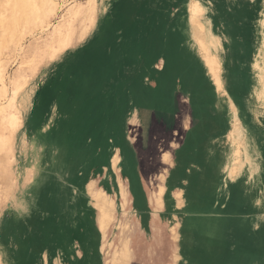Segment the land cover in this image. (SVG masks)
Here are the masks:
<instances>
[{
    "label": "rangeland",
    "instance_id": "obj_1",
    "mask_svg": "<svg viewBox=\"0 0 264 264\" xmlns=\"http://www.w3.org/2000/svg\"><path fill=\"white\" fill-rule=\"evenodd\" d=\"M6 1L0 0V72L7 84L4 87L0 80V104L9 105L14 96L10 77H19V86L36 88L32 85L35 83L42 87L36 91L44 89L32 103L12 102L9 112L14 117L7 112V118L0 120V176H6L7 171L16 178L12 197L5 200L0 191V264H106L109 253L121 243L119 225L126 223L130 229L124 234L131 236L134 250L132 264H170L175 227L181 264H264V176L260 181L244 162L239 176L229 182L225 170H231L230 157L237 149L230 135L234 126L230 99L251 135L256 130L260 147L264 140V0H203L209 9L211 29L221 38L218 58L223 60L222 79L229 97L217 91L186 34L191 0H165L157 10L150 11L151 20L143 14L126 28L122 27L125 16L117 17V11L111 9L103 17L97 7L95 32L107 31L113 40L105 46V59L86 69L81 55L96 48L90 36L49 63L47 49L28 58L27 46L42 43L46 34L42 35L43 29L35 25L28 30L23 23L20 28L4 25L3 17L6 22L11 14V10H5ZM64 1H58L59 10L50 18L51 23H56L75 2H87ZM84 24L90 23L79 19L73 26L80 31ZM151 25L156 48L150 56L144 33ZM115 36L121 37L118 42ZM18 37L25 45L21 54L15 49ZM39 55L44 57L42 61ZM158 77L165 89L153 92L151 98L147 90L154 87ZM23 80L29 83L25 86ZM138 92L140 99L135 95ZM52 101L57 102V111L48 117ZM15 128L27 131L24 140L32 150L25 158L22 153L8 154L7 144ZM246 135L249 137L247 131ZM116 153L120 157L118 171L111 167ZM166 154L171 157L169 163L163 161ZM8 157L11 164L7 165ZM186 161L188 165H184ZM27 175L31 181L24 182ZM164 175L165 208L157 217L150 196ZM119 179L129 195L125 208ZM2 181L0 177V185ZM91 181L109 193L116 205V220L105 240L96 226L97 215L87 193ZM177 192L183 194V208L177 207ZM191 202L202 208L200 212L193 214L188 209ZM226 217L232 223H223ZM196 249L198 257L191 252Z\"/></svg>",
    "mask_w": 264,
    "mask_h": 264
},
{
    "label": "bare ground",
    "instance_id": "obj_2",
    "mask_svg": "<svg viewBox=\"0 0 264 264\" xmlns=\"http://www.w3.org/2000/svg\"><path fill=\"white\" fill-rule=\"evenodd\" d=\"M58 1H63L64 0H7L6 1V7L5 10H11V14L10 16L7 18L6 22L5 18L3 17L2 22L4 23V25H14L15 27L20 28L21 27V23H23V28L25 29H29L28 27H30V25H35L38 26L40 29H43V34H46V38L43 39V42L41 43H37L36 42H32L30 43L27 47L30 55L28 58L36 56L39 52L44 51L45 49H47V51H49V59H48V63L49 61H53L55 59H57L58 57H60L61 55L67 53L69 50H71L73 47H76L78 45H80L88 36H90L91 40H93V48H97L98 46H100L104 36H105V32L102 33H98L96 34L95 32V28H96V20H95V15L97 12V7H100V12L101 15L103 17L107 16L108 13L110 12V10L113 8V6L119 2H121V0H87L86 4H83L82 1L81 3L75 2L74 4H72L66 11L65 14H63L62 16H58V18H60L56 23H51L50 22V18L51 17H56L57 12L59 10V2ZM80 2V1H79ZM154 4V3H153ZM116 6V5H115ZM120 6V5H119ZM189 15H190V19H189V29L187 30V34L190 38V40L193 42L192 45L193 47L196 48L198 55L203 59L205 68L207 70V73L211 76L217 91H219L220 93H222L225 96H228L226 90H225V85L223 83V79H222V62L220 61L219 57V53H220V49L222 48V43H221V39L219 36L215 35L211 29V23L210 20L208 19V12L209 9L207 7V5L205 4V2L203 0H193L190 4H189ZM2 10V9H1ZM4 10V9H3ZM2 10V11H3ZM121 11V9H117L116 14H118ZM6 13V12H4ZM8 14V13H7ZM34 18V19H32ZM82 19V21L85 23L86 21H88L90 24L86 25L84 24L82 26V28L80 29V31H77L76 28L73 26L74 22L76 20ZM102 19V18H101ZM109 24V23H108ZM1 25V24H0ZM20 25V26H19ZM5 27V26H4ZM3 27V28H4ZM15 27H14V32H15ZM34 27V26H32ZM7 28H9L7 26ZM6 28V29H7ZM13 28V27H12ZM18 28H16L18 30ZM37 28V29H39ZM34 29V28H33ZM41 29V30H42ZM1 30V28H0ZM36 32V29H34ZM5 31V28H4ZM8 32V29L6 30ZM5 31V32H6ZM12 31V30H11ZM19 31V30H18ZM22 31V30H21ZM25 32V31H24ZM28 32V31H27ZM26 32V33H27ZM34 32V31H33ZM2 33V32H1ZM9 33V32H8ZM13 35V32H11ZM20 33V32H19ZM18 33V34H19ZM16 34V33H15ZM21 34V33H20ZM33 34V33H31ZM37 34V33H36ZM23 35V34H22ZM8 36V35H5ZM30 36V35H28ZM32 36V35H31ZM35 36V35H34ZM40 36V35H39ZM14 37V36H13ZM20 37V36H19ZM18 37V38H19ZM24 37V36H23ZM16 38V37H15ZM25 38V37H24ZM31 38V37H30ZM21 40L22 38L17 41L16 47L15 49L20 53H22L23 50H25L24 46L21 44ZM29 40V39H28ZM28 42V41H27ZM25 44V43H24ZM28 44V43H27ZM35 52V53H34ZM20 53V54H21ZM18 54V53H17ZM33 54V55H32ZM32 55V56H31ZM67 57H72L71 54H66ZM20 56V55H19ZM16 57V56H15ZM39 58H41V56H38ZM44 58V57H43ZM43 58H41L40 60L42 61ZM3 60V59H2ZM40 61V62H41ZM84 61V60H83ZM16 62V61H15ZM5 63V62H4ZM21 67V66H19ZM6 69V68H5ZM4 69V70H5ZM135 69V68H134ZM0 80L3 83L4 87H7V84H5V78L6 76L4 74H2V72H0ZM19 76V75H18ZM21 77V76H20ZM26 78V77H25ZM20 81V78L17 76H14L13 78H9V83L11 84V86L14 88L13 92H14V96L12 98V100L10 101L9 105H5V104H0V120H3L5 117L7 118V112H9V106L12 105V102H14L15 104H22V103H32L34 100L35 95H37L39 92H41L43 89H40L38 91H36V88H42L39 87V85H36L35 83L32 85H35L36 88L34 86H32L31 88H25L22 86H19L18 82ZM24 83V80H23ZM29 83V80H25V86ZM18 85V86H17ZM24 86V85H23ZM33 88H35V90H33ZM8 91V89H7ZM1 93V91H0ZM1 95V94H0ZM222 95V96H223ZM229 97V96H228ZM230 99V98H229ZM230 104V109L233 112V123L234 126H232L233 131L230 132L231 137L233 136L234 138V145L236 144L237 149L233 152V157L231 160V170L229 171L228 168L225 170L227 173V180L230 181H234L237 176H239L241 170L243 169L244 166V162L246 165H248V169L250 170V172L252 174H256V176H258L260 178V181H262V178L264 176V154H263V150L259 145V140L256 139L255 137H251L247 138L246 135V131L248 132V124H246L243 121V118H241L238 114V110L235 106V104L232 102V100L230 99L229 101ZM32 108V107H31ZM57 102L52 101L51 104L49 105L48 108V117H53L56 114L57 111ZM131 108V106L129 107ZM131 110V109H130ZM129 110V111H130ZM31 110L29 111V115H30ZM10 114V112H9ZM11 115V114H10ZM131 115V114H130ZM11 117H14L11 115ZM128 117V116H127ZM132 117V116H131ZM138 117V116H137ZM126 118V117H125ZM232 124V123H231ZM254 125V124H253ZM1 129V128H0ZM7 129V128H6ZM16 129V128H15ZM4 130V129H3ZM14 135L12 136L11 140L9 139V144H7V150L9 151V155L10 154H21L23 158H25L26 156H28L29 152L28 150H32V147L29 146V142H25V136L27 135V131L25 130H20V129H16V131H14ZM124 132V131H123ZM5 134V133H4ZM125 135V134H124ZM235 136V137H234ZM252 136V135H251ZM131 137V136H130ZM251 141H253V144L251 145ZM128 144V143H127ZM5 145V144H4ZM240 145V148L238 147ZM6 146V145H5ZM128 146V145H127ZM2 148V147H0ZM131 148V146H130ZM129 149V148H128ZM7 151V152H8ZM132 152V150H131ZM133 154V153H132ZM16 156V155H15ZM172 156V155H171ZM133 158V155H132ZM10 157H8V159L6 160V164L8 165L11 164L9 161ZM171 157L168 156L167 154L164 155L163 157V161L165 163H169ZM134 160V159H133ZM229 160V159H228ZM227 160V161H228ZM189 161L184 162L187 164ZM120 163V157L119 155L116 153L115 155H113L112 160H111V167L114 171H118V165ZM134 163V161H133ZM229 163V162H228ZM233 163V164H232ZM189 164V163H188ZM187 164V165H188ZM182 165V163L180 164ZM12 166V165H11ZM192 171V170H191ZM5 172V170H4ZM182 174L184 173L183 171H181ZM180 172V173H181ZM187 171H185L186 173ZM14 173V172H13ZM179 173V174H180ZM1 174V173H0ZM116 174V173H115ZM114 175V174H113ZM132 175V174H131ZM186 175V174H185ZM207 175V174H205ZM181 178L182 175L180 174ZM179 176V178H180ZM208 176V175H207ZM3 181L2 184L0 185V191L2 193V196L4 197L5 200H7V198L9 199V197L12 194L13 191V187L16 183V178L15 176H13L12 174H10L9 172L7 173L6 171V176H0ZM136 177V174H135ZM165 175L164 176H160V178L158 179V186H157V190L155 192H153L150 196V201H151V205H153L154 211H155V215L157 216L159 214L160 211H163L165 208V201H164V195H165V191L166 188L164 186V181H165ZM192 177V176H191ZM210 177V176H209ZM31 178V177H30ZM186 178V177H185ZM184 178V179H185ZM203 178H205L203 176ZM208 178V177H207ZM250 178V177H249ZM190 179V178H189ZM202 180V179H201ZM29 182L31 181L27 175V178H25L24 182ZM137 182H139L138 180H136ZM213 181V180H212ZM237 181V180H236ZM166 182V181H165ZM217 182H218V178H217ZM168 183V182H167ZM219 183V182H218ZM96 182L95 181H91L88 185H87V193L90 197V205L95 209L97 218H96V222H97V228L100 230V232L102 233V236L105 239H107V234L109 233V230L111 228V226L114 224L115 222V212H116V205L114 200L105 192V190L99 189L96 186ZM140 184V182H139ZM196 184V183H195ZM208 184V183H207ZM206 184V185H207ZM220 184V183H219ZM117 185V184H116ZM119 185H120V191H121V197L123 199V208H125V206H128L129 202H128V192H127V188L124 185L123 181L121 179H119ZM221 185V184H220ZM219 185V186H220ZM227 185L229 186V183H227ZM114 186V185H113ZM167 186V185H166ZM193 186V184H192ZM205 186V185H204ZM203 186V188H204ZM213 186V185H212ZM225 186V185H224ZM140 187V185H139ZM196 187V185H195ZM184 188V187H183ZM223 189V188H222ZM225 189V188H224ZM177 190V189H176ZM200 190V189H199ZM204 190V189H203ZM224 191V190H223ZM230 191V190H229ZM197 193L198 190H197ZM203 193V192H202ZM209 193V192H208ZM204 194V193H203ZM206 194V192H205ZM216 194V193H215ZM213 194V195H215ZM207 195V194H206ZM208 195H212V194H208ZM12 197V196H11ZM141 197V196H140ZM144 197V196H143ZM166 197V196H165ZM196 197V196H195ZM199 197V196H198ZM119 198V197H118ZM197 198V197H196ZM206 198V197H205ZM210 198H213L212 196ZM230 198V197H229ZM170 199V198H168ZM175 199L177 202V207L178 208H183L185 207L186 203L184 201L183 198V194L182 192H177L175 193ZM195 199V198H193ZM221 199V198H220ZM207 200V199H206ZM222 200V199H221ZM192 201V200H191ZM198 201V200H197ZM204 201V200H203ZM202 201V202H203ZM143 202L142 201V206H143ZM174 202V201H173ZM119 203V202H118ZM136 203V202H135ZM199 203V202H198ZM219 203V202H218ZM89 204V203H88ZM139 204V203H138ZM203 204V203H202ZM208 204V203H207ZM136 205V204H134ZM220 205V204H219ZM252 205V204H251ZM89 206V205H88ZM168 206V205H167ZM172 206V205H171ZM207 208V205H205ZM209 206V205H208ZM211 206V205H210ZM209 206V207H210ZM221 206V205H220ZM146 208V206H145ZM169 208V207H168ZM204 208V207H203ZM205 208V209H206ZM212 208V206H211ZM217 208V207H216ZM188 209L191 210V212H193V214L196 212H200V209H202L200 206L197 205V203L195 202H191L190 205H188ZM210 209V208H209ZM209 209L207 211H209ZM218 209V208H217ZM127 210V209H126ZM148 210V209H147ZM170 210V209H169ZM199 210V211H198ZM120 211V210H119ZM137 211V210H136ZM205 211V210H204ZM203 211V212H204ZM217 211V210H216ZM215 211V213H216ZM221 211V210H220ZM223 211V210H222ZM221 211V213H222ZM201 212V213H203ZM212 212V211H211ZM226 212H228V210L226 209ZM235 212H237L235 210ZM231 211L232 213H235ZM208 213V212H207ZM199 214V213H198ZM214 214V213H213ZM217 214V213H216ZM224 214V213H222ZM240 214V213H239ZM237 213H235V215H239ZM202 215V214H201ZM205 214L202 215V217ZM234 215V214H233ZM160 216V215H159ZM197 216V215H196ZM193 216V217H196ZM224 216V215H222ZM232 216V215H230ZM92 217V216H91ZM137 219H139L138 216H136ZM158 217V216H157ZM210 218V217H209ZM207 218V220L209 219ZM216 219V217H214ZM213 218V221H214ZM240 218V217H239ZM203 219H206L203 218ZM219 219V218H218ZM225 219V220H224ZM189 221L191 220V218L188 219ZM223 223H225V221L227 222L228 218H223ZM211 221V219L209 220ZM218 221V220H216ZM229 222H231V219L229 218L228 220ZM239 221V219H238ZM227 222V223H229ZM234 222V221H233ZM121 223V222H120ZM133 223V221H132ZM195 223V220L192 222V224ZM199 223V227L202 225V222L200 220ZM201 223V224H200ZM206 223V222H205ZM219 223V222H218ZM232 223V222H231ZM238 223V222H237ZM209 222H208V227H209ZM245 224V223H242ZM190 224H188L189 226ZM197 226V221L196 224ZM225 225V224H224ZM229 225V224H228ZM215 226V224H214ZM246 226V225H245ZM213 227V225H212ZM211 227V228H212ZM218 228V225L216 226ZM229 227V226H228ZM236 227V224H235ZM238 227V226H237ZM240 227V226H239ZM119 228L121 230L122 233V237H121V243L118 246V248L115 249V251L110 252L109 254L110 257L108 258L109 260L107 261L106 264H132L133 258H134V250H132V238L129 235L124 234L125 231H129L130 227L128 226V224H120ZM179 228V227H178ZM214 228V227H213ZM217 228L215 229L217 231ZM193 229V228H192ZM194 229H196L194 227ZM206 229V228H205ZM219 229V228H218ZM224 230L226 229V226L223 228ZM241 229V228H240ZM190 230V229H189ZM200 231V229H198ZM203 230V229H202ZM208 230V229H207ZM238 230V229H236ZM235 230V231H236ZM242 230V229H241ZM244 230V229H243ZM246 230V227H245ZM244 230V231H245ZM248 230V229H247ZM182 231V230H181ZM194 231V230H193ZM209 231V230H208ZM214 231V230H213ZM212 232V231H211ZM210 232V233H211ZM239 232V231H237ZM133 233L132 227H131V234ZM200 233V232H199ZM218 233V232H217ZM216 233V234H217ZM225 233V232H224ZM236 233V232H235ZM244 233V232H243ZM243 233H241V236L243 235ZM246 233V231H245ZM201 234V233H200ZM218 235V234H217ZM245 235V234H244ZM243 235V236H244ZM188 236V235H187ZM223 236H225L223 234ZM222 236V237H223ZM205 237V236H204ZM222 237H220L222 239ZM255 236L253 235V238ZM191 238V237H189ZM226 238V237H225ZM238 238V237H237ZM241 238V237H240ZM264 238V236H263ZM117 239V238H116ZM172 239L174 241L179 240V234L177 233V229L176 227L172 229ZM187 239V238H186ZM192 239V238H191ZM209 239V238H208ZM242 239V238H241ZM252 240V238H250ZM206 240V239H205ZM211 240V238H210ZM224 242L225 240L222 239ZM249 241V239H247ZM255 241V239H253ZM208 241V240H207ZM205 241V242H207ZM212 241H215L214 239ZM221 242V240H219ZM253 241V242H254ZM263 241V240H262ZM209 242V241H208ZM207 242V243H208ZM107 243V241H105V244ZM214 243V242H213ZM226 243V242H225ZM248 243V242H247ZM250 243V242H249ZM252 243V242H251ZM260 243V242H259ZM104 244V246L102 247V250L104 251L106 245ZM217 244V243H216ZM215 244V245H216ZM224 244V243H223ZM182 245V244H181ZM185 245V244H184ZM214 245V246H215ZM251 245V244H250ZM263 244H261L262 246ZM190 246V245H189ZM209 246V245H208ZM220 246V245H219ZM217 245V247H219ZM225 246V245H224ZM249 246V244H248ZM246 246V249L247 247ZM205 247V246H204ZM213 247V246H212ZM211 247V249H212ZM216 247V246H215ZM214 247V249H215ZM252 247V246H251ZM108 248L111 249L113 248V246L111 244H108ZM225 247H223L224 249ZM179 249V248H178ZM183 249V247H182ZM193 249V248H192ZM205 249V248H204ZM220 249V247H219ZM218 249V250H219ZM258 249V248H256ZM262 249V248H261ZM176 253L177 252V247L175 248ZM195 250V249H194ZM192 250V254H195V257H198V253L197 249L196 251ZM216 250V249H215ZM225 250V249H224ZM245 250V249H244ZM249 250V249H248ZM255 250V249H254ZM251 250V251H254ZM179 251V250H178ZM199 251V250H198ZM241 251V250H240ZM262 251V250H261ZM105 252V251H104ZM244 252V251H243ZM242 252V253H243ZM247 251H245L244 253H246ZM205 253V252H204ZM203 253V255H205ZM240 253V252H239ZM243 253V254H244ZM251 253V252H250ZM250 253L248 251V254L250 256ZM260 253V252H259ZM98 254V253H97ZM109 254H107V256H109ZM200 254V253H199ZM207 254V253H206ZM209 254V253H208ZM212 254V253H211ZM215 254V251L214 253ZM98 256V255H97ZM102 256V255H100ZM206 256V255H205ZM208 256V255H207ZM216 257V255H214ZM238 258V253L235 255ZM234 256V258H236ZM243 256V255H241ZM248 256V255H246ZM263 256V255H262ZM261 256V257H262ZM99 257V256H98ZM203 258V256H201ZM209 257V256H208ZM218 257V256H217ZM216 257V258H217ZM259 257V256H258ZM201 258V259H202ZM213 258V257H212ZM220 258H223L222 256ZM241 258V257H240ZM254 259L256 257H253ZM182 257L179 256V254L177 256H175V258L173 259V264H181V261L183 262V260H181ZM206 259V257H205ZM245 259V258H244ZM253 259V260H254ZM193 260V259H192ZM221 260V259H220ZM100 261V260H99ZM201 261H204L203 259ZM212 261V260H211ZM216 261H218L216 259ZM235 261V260H234ZM243 261V260H242ZM195 262V261H194ZM237 262V260H236ZM251 262V261H250ZM262 262V260H261ZM196 263V262H195ZM199 263H201L199 261ZM221 263V262H220ZM219 263V264H220ZM232 263V262H231ZM206 264V262L204 263ZM223 264H227L225 262H223ZM241 264V263H240ZM252 264V263H250Z\"/></svg>",
    "mask_w": 264,
    "mask_h": 264
},
{
    "label": "crops",
    "instance_id": "obj_3",
    "mask_svg": "<svg viewBox=\"0 0 264 264\" xmlns=\"http://www.w3.org/2000/svg\"><path fill=\"white\" fill-rule=\"evenodd\" d=\"M165 1V0H121V2L115 4L113 6V10L117 11V9H121V11L116 14L117 17H121V16H125L124 19H123V24H122V27L126 28V27H129L131 26L132 24H134V22L137 20V17H139L140 15H149L148 16V19H150V17L153 15L152 12L150 11H155L159 8L160 4ZM193 0H191L188 5L192 2ZM154 3V4H153ZM120 5V6H119ZM129 11H126L128 10ZM147 19V20H148ZM259 24V22H258ZM126 26V27H125ZM152 26H148L146 29H145V33H144V46L146 47V53L148 55L151 54V51L152 49H154L153 51H155V48H156V45H155V39L153 38L154 37V34H153V31H152ZM101 33V32H99ZM186 34H187V31H186ZM188 35V34H187ZM188 37V36H187ZM253 36H251L250 38V48H252V38ZM116 38L115 42H118L117 40H120V38L117 39V36L114 37V39ZM221 39V38H220ZM113 38H112V34H110L109 32L106 31L105 33V36H104V39L103 41L101 42L100 46H98L97 48H95L94 50L91 51V53H89V51L87 52H84L81 56L83 58V62H82V67L83 69H86L88 67V65H91V63H94V64H98L99 62H102L104 59H105V56H106V48L105 46L110 42L112 41ZM222 43V42H221ZM223 51V49L221 50V52ZM93 54V55H92ZM252 54H250L249 58L251 57ZM90 56V58L88 57ZM151 56V55H150ZM256 56V55H255ZM89 58V59H88ZM219 58H220V55H219ZM255 58V57H254ZM222 59V58H221ZM223 62V60H222ZM254 67V66H253ZM225 70V69H224ZM173 84V83H172ZM173 86V85H172ZM171 85H168V87H172ZM151 89V90H150ZM162 89H165V84L162 82V79H160V77H158V82L154 85L153 88H149L147 91L149 94L150 93V96L151 98H153V92L157 91V90H162ZM142 90V88H141ZM137 94V95H136ZM135 95L138 97V99H140L141 97V92H138V93H135ZM242 118V117H241ZM245 120V119H243ZM256 130L253 132L252 136H251V133L248 131L247 133H249V137L247 136V138H250L251 137H256V134H255ZM262 134V133H260ZM264 136V131H263V134ZM253 144V141H251V145ZM262 146V150H264V140H263V143L261 144ZM177 247V241H175V246H174V252H173V255H172V261L170 262V264H173V259L175 258V256H177L178 254L176 253V250L175 248Z\"/></svg>",
    "mask_w": 264,
    "mask_h": 264
}]
</instances>
